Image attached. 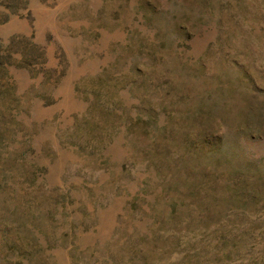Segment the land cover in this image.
Returning <instances> with one entry per match:
<instances>
[{"label":"rangeland","instance_id":"1","mask_svg":"<svg viewBox=\"0 0 264 264\" xmlns=\"http://www.w3.org/2000/svg\"><path fill=\"white\" fill-rule=\"evenodd\" d=\"M0 264H264V0H0Z\"/></svg>","mask_w":264,"mask_h":264}]
</instances>
